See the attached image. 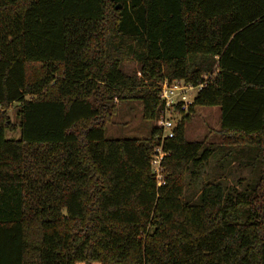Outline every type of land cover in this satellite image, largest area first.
Instances as JSON below:
<instances>
[{
  "label": "trees",
  "instance_id": "obj_1",
  "mask_svg": "<svg viewBox=\"0 0 264 264\" xmlns=\"http://www.w3.org/2000/svg\"><path fill=\"white\" fill-rule=\"evenodd\" d=\"M205 73L156 187L153 86ZM114 97L146 136H105ZM198 105L226 151L185 138ZM76 262L264 264V0H0V264Z\"/></svg>",
  "mask_w": 264,
  "mask_h": 264
},
{
  "label": "rangeland",
  "instance_id": "obj_2",
  "mask_svg": "<svg viewBox=\"0 0 264 264\" xmlns=\"http://www.w3.org/2000/svg\"><path fill=\"white\" fill-rule=\"evenodd\" d=\"M123 69L127 73L136 72L138 66L135 61L129 60L123 63ZM137 75L140 76L137 71ZM160 82V81H159ZM157 82L153 87H157ZM111 115L105 124V136L107 137H143L146 136L153 122L142 117V104L138 99L113 98ZM16 106V103H12ZM15 108L8 110L9 117L16 120ZM182 116V115H181ZM178 118V116H176ZM220 125V111L218 105H198L190 113L185 121V138L188 140H201L205 145L215 148L216 152L226 151L228 147L221 145L218 129ZM6 136L16 137L18 131H5ZM219 156V154H218ZM217 157L210 160L208 166H212ZM233 173L231 180L236 176L249 175L248 167L241 166L237 161L231 163ZM75 264H84L76 262ZM96 264V263H95Z\"/></svg>",
  "mask_w": 264,
  "mask_h": 264
},
{
  "label": "built area",
  "instance_id": "obj_3",
  "mask_svg": "<svg viewBox=\"0 0 264 264\" xmlns=\"http://www.w3.org/2000/svg\"><path fill=\"white\" fill-rule=\"evenodd\" d=\"M214 72H216V69ZM210 75V73H205L196 82L179 78H165L156 87L161 101V109L154 121L157 130L155 138L158 142L152 148L149 161L151 175L156 187L165 183V167L162 161L167 152L163 149L162 143L165 138L174 135V127L180 120L181 115L188 111L194 96L206 85Z\"/></svg>",
  "mask_w": 264,
  "mask_h": 264
},
{
  "label": "water",
  "instance_id": "obj_4",
  "mask_svg": "<svg viewBox=\"0 0 264 264\" xmlns=\"http://www.w3.org/2000/svg\"><path fill=\"white\" fill-rule=\"evenodd\" d=\"M116 7H119V4H117Z\"/></svg>",
  "mask_w": 264,
  "mask_h": 264
},
{
  "label": "crops",
  "instance_id": "obj_5",
  "mask_svg": "<svg viewBox=\"0 0 264 264\" xmlns=\"http://www.w3.org/2000/svg\"><path fill=\"white\" fill-rule=\"evenodd\" d=\"M96 264H98V263H96Z\"/></svg>",
  "mask_w": 264,
  "mask_h": 264
}]
</instances>
